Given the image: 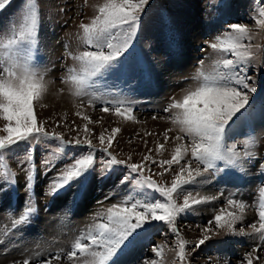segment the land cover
Listing matches in <instances>:
<instances>
[{
    "label": "snow or ice",
    "instance_id": "snow-or-ice-1",
    "mask_svg": "<svg viewBox=\"0 0 264 264\" xmlns=\"http://www.w3.org/2000/svg\"><path fill=\"white\" fill-rule=\"evenodd\" d=\"M10 3L11 0H0V10ZM149 5L150 0H103L95 6L96 14L90 21L79 24L85 50L75 54L68 52V57L76 63L67 67L60 78L70 94L80 101L77 108L95 109L100 97L93 90L100 87L122 93L125 89L131 92L150 84L152 69L145 71L133 47ZM214 6L220 13L219 20L229 5L227 0H217ZM251 19L255 29L264 30V7ZM40 23L38 0H25L17 18L0 28V196L10 195L18 184L17 173L10 167L9 159L25 174V206L19 218L12 221V228L29 224L36 211L32 201L38 173L37 145L53 142L56 145L40 162L42 174H52L44 190L45 196L58 197L75 187L72 195L75 203L90 178L107 181L113 176L122 193L116 203L96 214L93 223L71 242L70 250H60L41 259H37L38 253L10 264H60L62 260L68 264H121L123 257L147 239L156 225L167 228L174 242L170 247L153 244V257L143 264H165L166 247L174 253L171 264H191L189 246H192L191 252H195L214 236H258L264 241V182L259 187L257 219L248 225L250 231L237 227L245 219L249 205L236 199V193L225 198V205L215 211L204 226H196L201 238L195 242L185 239L177 227L178 220L196 211L197 206L219 199L201 195L197 191L200 185L213 178L230 181L237 173L243 178L247 174L245 163L251 164L256 159L251 150L257 143L254 121L257 111L264 121V100L255 101L258 89L253 76L249 75V68L257 57L253 49L260 47L253 43L256 33L249 24L225 21L223 30L208 42V47L217 54L211 70H206L204 60H200L193 77L195 83L182 90L181 99L172 98L164 108L167 116L163 118L173 127L164 131L163 142H157L155 153L163 155L165 145L173 139L169 133L175 132L170 158L157 160L153 149H148L140 162H132L131 155L122 159L110 151L121 129L114 127L110 132L108 129L100 132L95 137L97 147L89 127L94 121L83 111L75 112L85 121L83 137L77 131L76 137L65 139L63 133L48 131L46 121H38L35 107L43 101L50 83L46 70L38 66ZM161 24L165 46L175 49L174 23L162 14ZM85 96H90L86 106ZM99 110L123 117L125 121L139 122L133 106L124 99L104 101ZM250 125L252 134L243 142L244 151H239L233 137L239 127ZM69 148L80 149V152L70 153ZM66 159L70 162L57 167L58 161ZM153 166L161 171L153 172ZM260 167L264 169V161ZM166 173L172 177L170 183L153 179V176L163 178ZM111 198L106 195L104 200ZM260 251H264V245L258 243L240 264H264V257L257 255ZM223 264L230 262L225 260Z\"/></svg>",
    "mask_w": 264,
    "mask_h": 264
},
{
    "label": "rangeland",
    "instance_id": "rangeland-1",
    "mask_svg": "<svg viewBox=\"0 0 264 264\" xmlns=\"http://www.w3.org/2000/svg\"><path fill=\"white\" fill-rule=\"evenodd\" d=\"M24 2L25 0H11L4 10H0V28L17 18ZM102 2L103 0H86V2L85 0H38L41 18L38 66L42 71L46 70V79L50 83L47 94L43 101L36 105L35 111L38 121H46L45 126L48 131L55 130L63 133L65 139L76 137L79 131L80 137H83L82 127L85 121L75 115V112L80 110L94 121L89 127L92 129L93 142L97 147L99 144L95 137H98L100 132L105 129L110 132L112 128L119 127L121 131L113 142V148L110 149L119 158L127 159L131 155L132 162H140L143 155L148 154V149H153L152 154L157 160L170 158L175 146V132L169 133L173 139L165 145L166 151L163 155L155 153L157 142H163L164 131L173 127L163 118L167 116L164 108L172 98L181 99L182 90L195 83L193 77L200 66L198 64L200 60H204L206 70H211L212 62L217 59V54L208 47V42H211L223 30L225 21L249 24L256 33L253 43L260 47L253 49L257 57L249 68V75L253 76L258 89L254 97L255 101L259 103L264 100V30L255 29L254 20L251 19L252 16L258 15L260 8L264 7V0H227L229 6L223 10V16L219 20L220 13L214 6L217 0H150L140 32L133 45L136 58L139 59L145 71L149 67L152 69L150 84L135 88L131 92L125 89L122 93L116 89L108 91L100 87L98 90H93L95 95L100 97L95 109L77 108L76 105L80 101L70 94L68 87L61 83L60 78L65 74L67 67L76 63L68 57V52L75 54L85 50L80 38L79 24L88 23L96 14L95 6ZM60 8L64 11L61 12ZM162 14L174 23L177 39L175 49H168L162 38ZM160 76L165 79V84H161ZM165 85L168 87L164 90L162 88ZM61 89H63L62 92ZM89 99L90 96L83 97L85 106ZM120 99L131 103L134 115L139 122L125 121L123 117L99 110L104 101ZM153 116H157V119L153 120ZM254 127L257 143L251 150L256 154V159L251 164L245 163L247 174L239 178L241 174L237 173V176L230 181L213 178L198 187L197 191L201 195L218 196L219 199L197 206L196 211L178 220L177 227L181 229L185 239L195 242L201 238L200 229L196 226H204L209 219H212L215 211L225 205V198L230 193H236V199L243 200L249 205L245 219L237 227L242 226L250 231L248 225L257 219L259 187L264 182V175H262L264 169L260 167V163L264 161V121L260 119L259 111L256 114ZM252 131L251 125L237 129L233 139L239 151H244L243 142L249 134H252ZM145 133H152V135H145ZM55 146L53 142L51 145L36 147L38 173L32 201L36 211L29 224L19 225L15 229L12 228V221L19 218L26 201L23 187L25 174L17 167L15 161L9 159L10 167L17 173L18 184L16 190L10 195L0 196V257L5 259L4 261L0 258V264H10L13 260H23L26 257L36 256L38 253L40 255L37 259H41L60 250L65 252L70 250L71 242L82 230L93 223L96 214L110 204L116 203L122 193V189L118 187V181L113 176L107 181L90 178L86 190L75 203L72 200V195L76 191L75 187L58 197L45 196L44 190L52 174L43 175L40 162ZM67 151L79 154L80 149L69 148ZM68 162L70 160L67 159L58 161L57 167ZM152 171L161 170L153 166ZM153 179L160 183H170L172 177L166 173L163 178L153 176ZM205 190H211L213 193L206 194ZM221 192L223 196H220ZM106 195H111L112 198L104 200ZM98 201L103 203L99 204ZM83 215L85 217H82ZM59 230L62 231L58 232ZM173 242L174 237L167 228L156 225L149 231L147 239L143 240L129 255L123 257L121 264H143L144 261L153 257L151 252L153 244L170 247ZM258 243L264 245V241H260L258 236L256 238L214 236L195 252H191L190 245L189 259L191 264H217V262L223 264L225 260L230 264H240L245 254ZM7 255L9 257H5ZM257 255L264 257V251L258 252ZM173 258L174 253L166 247L165 264H171ZM60 264H68V262L62 260Z\"/></svg>",
    "mask_w": 264,
    "mask_h": 264
},
{
    "label": "bare ground",
    "instance_id": "bare-ground-1",
    "mask_svg": "<svg viewBox=\"0 0 264 264\" xmlns=\"http://www.w3.org/2000/svg\"><path fill=\"white\" fill-rule=\"evenodd\" d=\"M186 49H187V48H186ZM187 50H188V49H187ZM187 54H188V53H187ZM184 57H186V55H185ZM184 64H185V63H184ZM186 64H187V63H186ZM55 73H56V72H55ZM161 73H162V72H161ZM160 80H161V84H165V83H166L165 79H164L162 76H160ZM167 87H168V86L165 85V87L162 88V89L165 90V89H167ZM170 87H171V86H170ZM158 88H159V87H158ZM166 91H167V90H166ZM204 193H206V194H210V193H213V192H212L211 190H205ZM87 205H88V204H87ZM83 208H84V207H83ZM0 215H1V214H0ZM82 217H85V216L83 215ZM1 218H2V217H1ZM76 218H77V217H76ZM47 219H48V218H47ZM46 225H47V224H46ZM55 226H56V225H55ZM55 226H54V227H55ZM50 227H51V226H50ZM50 227H49V228H50ZM54 227H53V228H54ZM47 228H48V227H46V229H47ZM61 228H62V227H61ZM61 228H60V229H61ZM50 229H51V228H50ZM57 229H58V228H57ZM57 229H56V231H57ZM46 231H48V230H46ZM61 231H62V230H59L58 232H61ZM63 231H64V230H63ZM54 232H55V228H54ZM48 233H49V232H48ZM62 233H63V232H62ZM59 234H60V233H59ZM70 238H71V237H70ZM29 246H30V245H29ZM26 253H27V252H26ZM5 257H9V256L7 255V256H5ZM5 257H4V258H5ZM0 258H1V257H0ZM1 260H4V261H5V259H2V258H1ZM7 260H9V258H8ZM7 260H6V261H7ZM4 261H3V262H4ZM3 262H2V263H3Z\"/></svg>",
    "mask_w": 264,
    "mask_h": 264
}]
</instances>
